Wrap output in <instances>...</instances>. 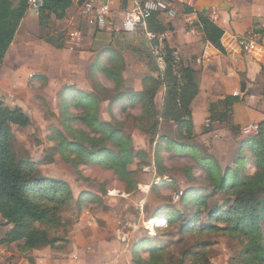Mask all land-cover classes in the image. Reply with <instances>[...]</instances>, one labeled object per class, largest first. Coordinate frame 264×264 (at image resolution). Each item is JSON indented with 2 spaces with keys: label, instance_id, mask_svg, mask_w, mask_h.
Wrapping results in <instances>:
<instances>
[{
  "label": "trees",
  "instance_id": "obj_1",
  "mask_svg": "<svg viewBox=\"0 0 264 264\" xmlns=\"http://www.w3.org/2000/svg\"><path fill=\"white\" fill-rule=\"evenodd\" d=\"M72 4L73 0H41L38 9L39 25L46 26L52 18L63 19ZM26 9V0H0V66ZM155 15L157 13L148 19L147 30L160 34L163 29L157 26ZM197 18L205 40L223 52L220 41L223 30L203 13H199ZM45 39L58 45L50 37ZM149 43L152 47H157L164 67L161 72L156 71L154 75L143 77L141 91L131 93L124 88L121 77L122 58L111 61L109 66L102 68V73L113 81L115 99L139 104L140 115L136 118L143 123L146 132L150 128L152 135H155L158 122L167 120L177 124L179 134L184 129L187 136L184 138L188 139L194 132L190 104L198 92L195 72L179 59L176 60L173 50L164 40L161 41L160 47L156 38ZM160 88L164 91L161 106L157 108L155 96ZM71 91V86L66 85L61 94L62 102L67 107L73 104L77 109L85 111L75 119L80 120L92 134L71 128L67 129L70 135L69 139H66L59 131H55L56 136L51 138L59 141L56 152L64 162L74 167L92 161L112 170L121 181L134 184L133 171L129 169V164H132L134 159H141V155L132 147L131 139L109 122L99 121L97 113L92 111L99 101L96 97L87 94L78 97L81 91H72L75 95ZM243 91L242 83L241 92ZM68 95L72 97L70 102L65 100ZM30 121V117L20 107L10 108L0 101V227L11 225L0 238V243L23 241L21 248L24 250L45 246L60 247L59 243H66V239L58 233L70 223L62 219L61 212L67 204L74 201L73 193L67 182L40 176L33 162L17 156L12 143V126L25 127ZM258 126V133L246 136L243 141L249 145V153L252 155L255 167L252 174H247L244 167L239 170L228 167L222 172L217 162L210 157L195 159V164L206 169L205 179L210 185L208 186L211 193L203 196L190 190L181 196V200L187 198L190 201L195 194L193 201L196 208L192 213V216H197L195 218H185L173 208L172 212L165 214V228L172 225L176 219L182 222L176 241L179 242L180 236L187 231L213 235L220 232L238 239L243 244L239 255L240 263L264 264V243L261 238V224L264 221V120L260 121ZM159 148L157 156L160 155ZM241 161L242 164L243 160ZM239 166L240 161L237 162L236 168ZM216 193H220L225 205L209 206L208 198ZM74 202L77 207L80 206V198ZM169 209L166 207L164 210ZM203 213L207 216V223L199 224L198 215ZM152 221L160 225V220ZM207 246V243L200 245L202 250L192 255L191 264H209L205 251ZM137 248H146L149 254L154 255L142 260L134 254L133 261L136 264H165L166 259L160 253L161 245L155 246L145 240L141 241ZM187 253L188 251H183L178 261L174 262L170 258L168 263L183 264Z\"/></svg>",
  "mask_w": 264,
  "mask_h": 264
},
{
  "label": "rangeland",
  "instance_id": "obj_2",
  "mask_svg": "<svg viewBox=\"0 0 264 264\" xmlns=\"http://www.w3.org/2000/svg\"><path fill=\"white\" fill-rule=\"evenodd\" d=\"M36 22L37 19L32 20V24L36 25ZM56 28L58 29L56 23L49 21L46 26H39L38 35L35 36L50 37L54 40L63 35ZM23 35L24 33H19L17 42L23 41ZM129 36L131 39H137L139 45L145 46L143 49L139 48V54H148L147 62L154 63V72H161L163 68L161 69L160 65L164 67V64L159 60L156 47L150 45L142 32L131 33ZM139 59L142 61L143 58ZM133 68L134 61L131 60L124 73L129 76ZM84 82L83 85L86 86L77 89L73 84L66 85H70L74 92L81 91L78 97L81 94L96 97L99 101L92 111L97 113L99 121L109 122L119 128L124 136L131 139L132 147L141 155V159H134L133 163L129 164V169L133 171L134 184L121 181L112 170L92 161L74 167L64 162L56 152L59 141L51 138L56 136L55 131H59L66 139H69L70 135L67 129L71 128L92 134L80 120L75 119L85 111L77 109L73 104L67 107L62 102L61 94L66 85L54 87L50 83L46 85L45 82L36 84L32 77H29L26 84L18 86V91L12 92L0 86V101L10 108L20 107L31 120L25 127L12 126V143L17 156L33 162L40 176L67 182L74 201L80 198L79 207L72 201L61 212L62 219L70 223L58 234L66 239L75 225L86 221L87 218L97 226L94 232L103 233V236L113 239L112 243L115 245L111 246L112 252L109 253H116L119 247L124 248L121 259L124 264H136L134 254L142 260L154 255L149 254L146 248L138 250V244L145 240L155 246L161 245L160 253L166 259L165 264H170V258L174 262L178 261L183 251H188L183 264H191L192 255L195 252L200 253L202 243L208 244L205 251L209 264H242L239 255L243 244L238 239L220 232L213 235L187 231L180 236L178 242L176 239L179 238L181 220L176 219L172 225L165 228L164 216L172 212L173 208L185 218H195L197 216H192L196 208L193 201L195 194L190 201L186 198L185 202L181 200V196L190 190L203 196L211 193L210 185L205 179V167L194 162L197 157L212 158L222 172L228 167L232 170L244 167L247 174H252L255 167L249 153V145L243 142L246 136L237 140L236 146L235 141L231 139H218L215 136L201 140L194 132L186 139L184 129L179 134L177 124L167 120L159 121L157 133L152 135L151 129L148 128L146 132L143 123L136 118L140 115L139 104H130L126 100L114 98L115 88L109 77L100 72L93 73L90 78L84 79ZM253 94L257 98V94ZM156 96L155 104L159 108L161 105ZM19 97L23 99L21 102ZM65 100L70 102L72 97L68 95ZM207 120L203 125L204 133L212 130L210 121ZM158 147L160 155L157 156ZM239 161L240 166L236 168ZM177 195L180 197L177 198ZM208 199L209 206L226 204L221 200L220 193L211 195ZM166 207L170 209L165 211ZM154 219L160 220V225H156L152 221ZM198 219L199 224L207 223L204 213L198 215ZM261 238L264 243V221L261 224ZM67 243L66 239V243L59 245L64 247Z\"/></svg>",
  "mask_w": 264,
  "mask_h": 264
},
{
  "label": "crops",
  "instance_id": "obj_3",
  "mask_svg": "<svg viewBox=\"0 0 264 264\" xmlns=\"http://www.w3.org/2000/svg\"><path fill=\"white\" fill-rule=\"evenodd\" d=\"M105 1L110 4L111 23L101 29L84 21L77 0H73L63 19L52 18L58 26L56 29L63 33L53 40L59 46L35 36L40 26L38 17L26 9L0 66V86L18 91V86L26 84L32 77L36 84L45 82L54 87L73 84L75 89L82 88L86 86L84 79L93 73H102V68L111 61L122 58L124 88L131 93L141 91L143 77L154 75L155 65L147 62L148 54H139V48L145 46L139 45L137 39H131V33L117 30L126 2ZM173 7V16L157 13L155 19L173 54L195 72L198 92L190 104L194 134L201 140L209 136L231 139L236 146V141L246 136L242 135L246 125L264 120V0H192L190 4L177 0ZM199 13L207 15L223 30L220 40L223 52L205 40L197 18ZM33 19H37L36 25L32 24ZM70 27H76L82 33L79 45L73 49L68 48L66 41V31ZM248 32L256 36L259 46L256 51H241L236 45L235 39ZM19 33H24L21 43L17 42ZM131 60L134 68L128 76L124 72ZM160 68L163 67L160 65ZM163 91L160 88L156 96L160 105ZM236 92L255 93L257 98L250 104L241 100V96H235ZM207 119L212 130L204 133L203 125ZM85 219L67 235L68 243L64 247L24 250L21 248L23 241L1 243L0 264H124L121 262L124 248L109 253L115 245L113 239L94 232L95 223ZM10 228L11 225H2L0 238Z\"/></svg>",
  "mask_w": 264,
  "mask_h": 264
},
{
  "label": "built area",
  "instance_id": "obj_4",
  "mask_svg": "<svg viewBox=\"0 0 264 264\" xmlns=\"http://www.w3.org/2000/svg\"><path fill=\"white\" fill-rule=\"evenodd\" d=\"M126 7L121 19V24L117 30L128 33L142 32L147 39H158L159 47L163 40V33L155 34L147 30L148 19L154 13H164L169 17L175 14L173 7L174 1L177 0H124ZM186 4L192 3V0H178ZM41 0H26L27 9L32 10L38 16V9L40 7ZM79 5V11L84 17L86 23L93 25L99 29L105 27L108 23H111V9L109 1L105 0H77ZM188 22V20H187ZM189 23V22H188ZM82 39L81 30L74 27H70L66 31V41L69 49H73L79 45ZM237 47L241 51L253 52L256 51L259 46L257 44L256 36L252 32H248L244 35H240L235 39ZM157 50V47H156ZM174 55V54H173ZM176 60L178 58L174 55ZM159 60L163 62L159 56ZM235 96L243 98V100L252 104L256 99L252 94H242L236 92ZM209 120H207L208 122ZM208 125V124H207ZM259 131L258 123H249L242 129V133L246 136L255 135ZM177 198L180 195L176 196ZM3 254L2 244L0 243V259Z\"/></svg>",
  "mask_w": 264,
  "mask_h": 264
}]
</instances>
